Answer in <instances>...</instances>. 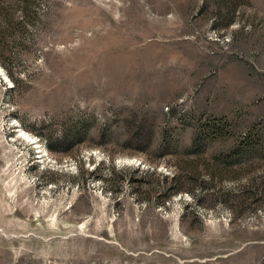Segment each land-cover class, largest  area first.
Instances as JSON below:
<instances>
[{
    "label": "rangeland",
    "instance_id": "rangeland-1",
    "mask_svg": "<svg viewBox=\"0 0 264 264\" xmlns=\"http://www.w3.org/2000/svg\"><path fill=\"white\" fill-rule=\"evenodd\" d=\"M0 264H264V0H0Z\"/></svg>",
    "mask_w": 264,
    "mask_h": 264
},
{
    "label": "trees",
    "instance_id": "trees-1",
    "mask_svg": "<svg viewBox=\"0 0 264 264\" xmlns=\"http://www.w3.org/2000/svg\"><path fill=\"white\" fill-rule=\"evenodd\" d=\"M154 134L155 130L153 127L149 126L147 127L146 125H141L138 128V131L132 132V135L130 137V140H136V141H144L146 142V145H151L154 141ZM61 142L67 141V136H63L60 140ZM166 141V147L167 149H170L173 147L172 140H169L168 138L165 139ZM135 171H138L136 169ZM169 177H164V180L167 181ZM181 177L179 175H174L172 178H170L171 182L166 186V194L170 195L171 193H176L180 189H182L181 182H180ZM133 183H142L143 179H137L136 181L133 179V177L130 179Z\"/></svg>",
    "mask_w": 264,
    "mask_h": 264
}]
</instances>
